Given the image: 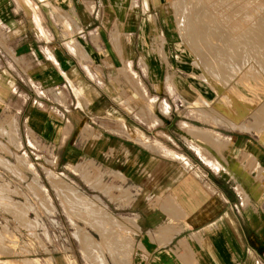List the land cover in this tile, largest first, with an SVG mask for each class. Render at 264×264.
<instances>
[{
    "label": "crops",
    "instance_id": "0c3cea01",
    "mask_svg": "<svg viewBox=\"0 0 264 264\" xmlns=\"http://www.w3.org/2000/svg\"><path fill=\"white\" fill-rule=\"evenodd\" d=\"M173 2L0 0L16 57L0 47V114L19 107L65 168L90 163L130 191L133 264H264V140L214 131L228 143L208 160L186 131L196 125L133 121L113 83L124 87L111 34L129 67L162 65L152 36L168 33L158 24ZM85 124L93 135L82 141Z\"/></svg>",
    "mask_w": 264,
    "mask_h": 264
},
{
    "label": "rangeland",
    "instance_id": "374dc122",
    "mask_svg": "<svg viewBox=\"0 0 264 264\" xmlns=\"http://www.w3.org/2000/svg\"><path fill=\"white\" fill-rule=\"evenodd\" d=\"M170 7L168 16L158 24L168 33L152 36L158 45L154 53L162 65L129 67L116 34H111L122 64L117 66V74L124 87L118 78L113 83L122 87L119 91L128 115L147 124L181 121L224 134L250 132L264 140V48L263 53L255 48L260 45L256 40L248 43L257 51L250 44L246 47L242 34L238 37L237 30L232 32L239 22L244 28L242 21L247 17L256 21V28L264 23V0H174ZM260 24L256 31H261ZM248 28L244 31L252 26ZM5 38L1 31L0 47L16 62ZM258 55L261 58L254 65ZM92 77L100 79L98 73ZM21 118L19 107L9 106L0 114V264H93L95 259L97 263L101 260L99 264H133L135 252L142 247L137 249V217L124 210L130 205V191L104 181L102 170L90 163L65 168L54 148L30 131ZM83 129L85 141L93 134L86 124ZM197 141L206 148L193 146L211 161L215 160L207 149H221L228 143L215 146Z\"/></svg>",
    "mask_w": 264,
    "mask_h": 264
},
{
    "label": "bare ground",
    "instance_id": "6f19581e",
    "mask_svg": "<svg viewBox=\"0 0 264 264\" xmlns=\"http://www.w3.org/2000/svg\"><path fill=\"white\" fill-rule=\"evenodd\" d=\"M236 6V5H235ZM263 6V5H262ZM261 6V8H263ZM237 7V6H236ZM235 7V8H236ZM248 7V6H247ZM260 8V7H259ZM243 10V9H242ZM237 11V10H236ZM251 11V10H250ZM255 11V10H254ZM238 12V11H237ZM250 15V14H249ZM264 15V14H263ZM263 15H262V17H263ZM245 16V15H244ZM236 17V16H235ZM261 17V16H260ZM231 20V19H230ZM230 20H229V22H230ZM233 20H235V18L233 19ZM243 20V19H242ZM250 20V18L249 17H247L246 19H245V22L244 21H242L243 23H246V26L243 28V26L244 25H241V23L239 22V23H235L236 25H235V27L233 28V26H232V28H233V30H232V32H234V30H237V32L236 33H238V37H239V34H240V36H241V34H242V37H243V39H244V43L245 44H243V41H242V44L243 45H245L246 46V43H247V45H249V47L251 46V43H248V41L249 42H253L254 40H256V41H254V42H256V43H258L259 41V43H260V45H258V46H255V48H261V52H262V49L264 48V41L262 40L263 38H261V37H264V35H259V32H261L260 34H262V32L264 33V27H262V24H264V23H262L261 21V28H260V30L261 31H256L257 29L259 30V28L258 27H260L259 26V24H258V26H257V28L255 27L256 26V21H249ZM248 22V24L249 25H251L252 26V29L250 28V30L248 31H244V29L246 30L248 27H251V26H248L247 25V22ZM258 22H259V18H258V20H257ZM226 22H228L227 21V19H226ZM232 23V22H231ZM227 24H229V23H227ZM233 24V23H232ZM232 24H229V25H232ZM228 25V26H229ZM248 26V27H247ZM230 27V26H229ZM247 27V28H246ZM255 27V28H254ZM215 28V27H214ZM228 28V27H227ZM231 29V28H230ZM229 29V30H230ZM249 29V28H248ZM209 32V31H208ZM235 33V32H234ZM235 33V34H236ZM232 36H234L233 34L231 35V37ZM261 36V37H260ZM226 37V36H225ZM242 37H241V39H242ZM227 38V37H226ZM233 38V37H232ZM231 38V39H232ZM235 39L237 38V36L236 37H234ZM224 39V38H223ZM230 39V40H231ZM232 40V42L234 41V43L236 42V40ZM240 39V40H241ZM242 39V40H243ZM248 39V40H247ZM222 41V40H221ZM231 42V43H232ZM237 44H239V40H237ZM234 43H232V44H234ZM258 43V44H259ZM223 44V43H222ZM236 44V43H235ZM252 44H254V43H252ZM225 45V44H224ZM227 45V44H226ZM240 46H241V44H239ZM239 45H237L238 47H239ZM242 45V46H243ZM256 45V44H255ZM233 46H236V45H233ZM236 46V47H237ZM237 47V48H238ZM247 47V46H246ZM245 47V48H246ZM240 48V47H239ZM241 48H243V47H241ZM250 48H253V49H255L254 47H253V45L250 47ZM244 49V48H243ZM252 49V50H253ZM239 50H241V49H239ZM245 50V49H244ZM243 50V51H244ZM248 50V49H247ZM247 50H245V51H247ZM251 50V49H250ZM260 50V49H259ZM219 51V50H218ZM255 51H257L256 49H255ZM254 51V52H255ZM263 51H264V49H263ZM219 52H223V51H219ZM239 52V51H238ZM252 52V51H251ZM250 52V53H251ZM243 53V52H242ZM256 54H257V52H255ZM263 53V52H262ZM222 54V53H221ZM226 54H228V53H225V55ZM233 54V53H232ZM249 54V53H248ZM260 54V53H259ZM219 55V54H218ZM253 55H255V54H253ZM263 55H264V53H263ZM222 56V55H221ZM227 56H230V55H227ZM245 56H246V54H245ZM256 56V55H255ZM258 56H260V55H258ZM256 57L255 58V63H254V65L255 64H257V62L260 60L259 58H261V56L260 57ZM231 57H232V55H231ZM248 57H249V55H248ZM264 57V56H263ZM249 58H252V55L250 54V57ZM253 58H254V56H253ZM252 58V59H253ZM259 59L258 61L256 60V59ZM250 60V59H249ZM262 60V59H261ZM251 61V60H250ZM257 61V62H256ZM264 61V60H263ZM245 64V63H244ZM248 64V63H247ZM247 66V65H246ZM249 66V65H248ZM250 66H251V64H250ZM251 67H253V66H251ZM255 67V66H254ZM252 69V68H251ZM254 70H256V69H254ZM253 70V71H254ZM250 75H252V73L250 74ZM202 100V99H201ZM205 102V101H204ZM202 103V102H201ZM204 104V103H203ZM205 105V104H204ZM205 111V113H206V110H204ZM222 118V117H221ZM224 118V117H223ZM227 118V117H226ZM225 118V119H226ZM217 120H218V118H217ZM222 120H224V119H222ZM226 120H228V118L226 119ZM226 120H224V122L226 121ZM218 122V121H217ZM223 122V121H222ZM241 122V121H240ZM227 123H229L230 125H235V123H233V122H227ZM226 123V124H227ZM243 123V122H242ZM229 124H227V125H229ZM229 125V126H230ZM236 126H238V125H236ZM2 129V128H1ZM1 129H0V131H1ZM3 130V129H2ZM186 131L190 134V135H192V136H194V137H196V138H198V139H200L201 141H204L205 143H209V144H213V145H215V146H217L218 145V143L219 142H225V141H227L225 138L223 139L220 135H218V134H216L215 132H213V131H210V130H208V129H205V128H201V127H197V126H186ZM2 132H4L5 133V130L4 131H2ZM7 132V131H6ZM10 132V131H9ZM3 133V134H4ZM8 134V133H7ZM10 135V134H9ZM8 135V136H9ZM11 136V137H10ZM9 137L10 138H12V136H15V135H10ZM17 139V138H16ZM14 141V140H13ZM10 142H11V139H10ZM199 142V141H198ZM196 144V142L194 141V143L192 144V145H195ZM196 145H198V144H196ZM1 146V145H0ZM19 146V145H18ZM3 147V146H2ZM215 148V147H214ZM1 149V148H0ZM5 150V149H4ZM207 153H210V151L207 149ZM211 154V153H210ZM202 155L206 158V159H208L207 158V156L206 155H204V152L202 153ZM1 160V159H0ZM209 160V159H208ZM211 160V159H210ZM24 161V160H23ZM1 162V161H0ZM3 162V161H2ZM2 162H1V164H2ZM7 163V162H6ZM9 164H10V162H9ZM21 164V163H20ZM6 168V167H5ZM49 172V171H48ZM48 175V174H47ZM51 176H53V173H51ZM50 176V177H51ZM56 181V180H55ZM62 183V182H61ZM60 183V184H61ZM64 184V183H63ZM67 184V183H66ZM56 185H57V183H56ZM68 185H69V183H68ZM67 185V186H68ZM57 187V186H56ZM62 187H64V186H62ZM69 187V186H68ZM67 195H68V193H67ZM66 196V195H65ZM73 196V195H72ZM66 197H68V196H66ZM70 197V196H69ZM68 197V198H69ZM68 198H66L67 200H68ZM84 199H81L80 201H83ZM86 200H87V198H86ZM71 201V198L69 199V201H67V202H70ZM87 202V201H86ZM83 203V202H82ZM104 215V214H103ZM104 217H106V215L104 216ZM93 245V244H92ZM95 247V246H94ZM97 247V246H96ZM94 249V248H93ZM92 249V250H93ZM99 249V248H98ZM97 250V249H96ZM102 250V249H101ZM94 251V250H93ZM93 251H92V253H93ZM97 251H99V250H97ZM96 251V253L97 254H99L101 251H99V253ZM102 253V252H101ZM100 253V254H101ZM95 254V253H94ZM90 255H92V254H90ZM90 255L88 256V255H86V256H88V258H90V260L89 261H92L93 259V257H94V255H92L93 257H90ZM96 256V255H95ZM101 256V255H100ZM95 258H100V257H95ZM94 258V259H95ZM92 259V260H91ZM92 262H94L93 264H99L100 262H101V260L99 261V263H97L96 262V259H95V261L93 260ZM92 262H90V263H92ZM123 264H125V262H122ZM104 264V263H103Z\"/></svg>",
    "mask_w": 264,
    "mask_h": 264
},
{
    "label": "built area",
    "instance_id": "2783aa9c",
    "mask_svg": "<svg viewBox=\"0 0 264 264\" xmlns=\"http://www.w3.org/2000/svg\"><path fill=\"white\" fill-rule=\"evenodd\" d=\"M0 29L3 30L5 33L7 32L1 25H0ZM92 74H94V73H92ZM95 80L97 81V79H95Z\"/></svg>",
    "mask_w": 264,
    "mask_h": 264
}]
</instances>
